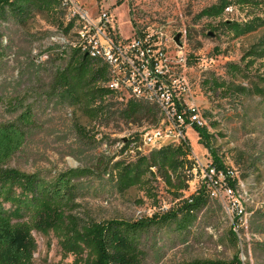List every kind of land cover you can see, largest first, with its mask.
<instances>
[{"label": "trees", "instance_id": "obj_1", "mask_svg": "<svg viewBox=\"0 0 264 264\" xmlns=\"http://www.w3.org/2000/svg\"><path fill=\"white\" fill-rule=\"evenodd\" d=\"M234 8L244 14L243 18H225L227 10ZM36 13L56 19L64 25L62 0H0V53L5 47L4 23L27 27ZM219 19L211 28L228 32L233 38L252 35L264 30V0H217L206 6L197 18ZM76 23L68 20L66 32ZM29 32V31H28ZM60 46V45H57ZM61 63L52 70L44 63L32 59L28 68H35L34 76L47 99H56L74 110V127L86 141H95L97 133H91L81 122L80 116L100 126H108L119 118L135 122L151 117L158 124L162 118L156 103L129 97L120 102L121 95L107 85V63L94 58L84 49L83 43L69 45L59 53ZM193 56V55H191ZM244 64L230 62L233 76L247 78L257 62L264 67V33H262L242 56ZM43 67V69H42ZM250 86L236 81H220L212 77L207 82L211 90L223 88L225 96L241 97L255 94L264 104V71L256 73ZM13 119L0 122V264H35L37 248L33 231L53 232L68 254L75 255L69 264H149L159 263L167 251L190 238L200 213L210 206L211 186L204 180L200 187L184 196L194 178L197 161L191 158L189 140L169 143L153 148L135 160L118 159L102 155L91 165L70 167L53 174L41 171L26 172L8 166L10 159L25 145L32 127L36 124V112L22 97L7 102ZM199 142L209 150L211 161L217 171L227 174L230 185L238 189L237 178H230L232 170L224 163L214 147L212 134L207 125L196 127ZM138 134L128 139H138ZM130 141L120 146L126 149ZM161 179L178 202L163 211L143 215L137 219L120 217L97 219L84 208L87 198L101 196L105 191L125 194L133 187L153 192V180ZM238 227V230L235 228ZM166 233L159 244L162 232ZM230 239L235 246L245 240L243 252L246 264H264V240H246V234L264 235V211L255 210L244 223L235 215L230 228ZM240 233L245 237L241 239ZM241 251L230 259H191L179 264H245ZM58 264V263H50Z\"/></svg>", "mask_w": 264, "mask_h": 264}, {"label": "rangeland", "instance_id": "obj_2", "mask_svg": "<svg viewBox=\"0 0 264 264\" xmlns=\"http://www.w3.org/2000/svg\"><path fill=\"white\" fill-rule=\"evenodd\" d=\"M76 10L88 12L89 20L81 22L93 35L98 26L102 11L108 10L117 17L116 30L120 40L126 45L135 38L136 29L148 31L159 37L168 50L174 54L180 48L188 57L186 76L192 86V101L201 110L206 120L208 131L213 135L212 142L219 151L224 163L234 170L239 184V199L249 218L252 213L264 211V104L260 97L225 96L223 88L217 92L211 90L208 79L242 82L250 86L255 81L256 73L264 71L258 61L247 78L235 77L229 71V63L244 64L242 56L245 50L264 33V30L252 35L233 38L228 32L211 28L219 19L207 17L198 19L197 14L217 0H74ZM64 25L59 26L56 19L36 13L27 27L14 23H4L5 47L0 53V122L13 119V113L7 102L22 97L24 102L33 105L36 112V124L21 150L8 162V166L26 172L41 171L45 174L65 170L70 167L91 165L102 155L115 156L114 160H135L147 154H124L120 144L126 137L146 133L158 125L151 117L135 122L119 118L108 126L97 127L86 117L80 116V122L97 133L95 141H86L78 136L74 127V110L64 106L56 99H47L35 92L41 90L35 79V68H28L32 59L36 64L44 63L49 72L61 63L60 52L69 45L79 43V19L74 27L66 32L69 11L63 8ZM78 13V12H77ZM225 18L240 19L244 14L234 8L227 10ZM29 31V32H28ZM179 40L177 41V37ZM60 45V46H57ZM193 55V56H191ZM43 69V67H42ZM128 93L119 98L125 103ZM188 139L192 147L191 158L201 169L194 172L187 196L200 187L203 169L211 160L209 150L199 142L196 130H188ZM153 192L140 187H133L125 194L105 191L101 196L87 198L84 208L97 219L120 217L137 219L163 211L175 205L180 198H175L161 179L153 180ZM231 198L212 199L193 226L190 238L167 251L159 263L179 264L191 259H230L236 251L246 264L244 241L235 246L230 239L235 213ZM238 230V227H235ZM37 248L34 254L35 264H69L75 255L66 253L57 236L53 233L33 231ZM163 231L159 244L163 243ZM241 239L245 237L240 233ZM246 240L252 238L264 240V235L246 234ZM255 264V260H252ZM257 264V263H256Z\"/></svg>", "mask_w": 264, "mask_h": 264}, {"label": "built area", "instance_id": "obj_3", "mask_svg": "<svg viewBox=\"0 0 264 264\" xmlns=\"http://www.w3.org/2000/svg\"><path fill=\"white\" fill-rule=\"evenodd\" d=\"M62 6L69 11L68 20L79 19V37L84 49L92 57L107 63L110 77L107 85L121 97L128 93L130 97L156 103L160 108L162 118L158 125L138 139H123L120 146L130 141L123 150L124 154L137 155L147 149L150 151L169 143L187 141L188 130L206 125L203 113L192 101V86L185 73L188 57L182 48L172 54L159 37L148 31L142 32L139 28L132 42L126 45L118 36L116 15L108 10L101 12L92 35L81 24L89 20L88 12L82 11L80 6L77 11L74 0H62ZM197 164L201 169L200 164ZM229 174L232 179L236 177L234 170ZM202 176L211 186V195L219 199L231 198L233 212L246 223L239 188L230 185L227 174L217 171L209 160Z\"/></svg>", "mask_w": 264, "mask_h": 264}, {"label": "water", "instance_id": "obj_4", "mask_svg": "<svg viewBox=\"0 0 264 264\" xmlns=\"http://www.w3.org/2000/svg\"><path fill=\"white\" fill-rule=\"evenodd\" d=\"M179 40V36L177 37V41Z\"/></svg>", "mask_w": 264, "mask_h": 264}]
</instances>
